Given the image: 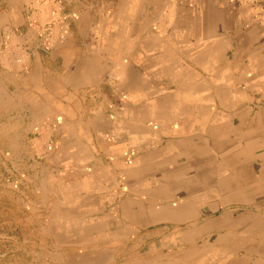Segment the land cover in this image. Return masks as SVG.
Instances as JSON below:
<instances>
[{"label":"crops","instance_id":"obj_1","mask_svg":"<svg viewBox=\"0 0 264 264\" xmlns=\"http://www.w3.org/2000/svg\"><path fill=\"white\" fill-rule=\"evenodd\" d=\"M0 143L44 264H264V0H0Z\"/></svg>","mask_w":264,"mask_h":264},{"label":"rangeland","instance_id":"obj_2","mask_svg":"<svg viewBox=\"0 0 264 264\" xmlns=\"http://www.w3.org/2000/svg\"><path fill=\"white\" fill-rule=\"evenodd\" d=\"M9 147L0 143V264H44L42 185L23 183L29 169L14 167L17 154Z\"/></svg>","mask_w":264,"mask_h":264},{"label":"bare ground","instance_id":"obj_3","mask_svg":"<svg viewBox=\"0 0 264 264\" xmlns=\"http://www.w3.org/2000/svg\"><path fill=\"white\" fill-rule=\"evenodd\" d=\"M260 74V73H259ZM260 247V246H259Z\"/></svg>","mask_w":264,"mask_h":264}]
</instances>
